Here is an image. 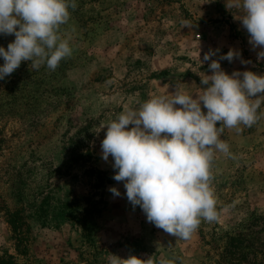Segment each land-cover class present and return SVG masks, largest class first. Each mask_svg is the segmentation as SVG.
<instances>
[{"label": "rangeland", "instance_id": "1", "mask_svg": "<svg viewBox=\"0 0 264 264\" xmlns=\"http://www.w3.org/2000/svg\"><path fill=\"white\" fill-rule=\"evenodd\" d=\"M229 2L76 0L60 28L72 55L55 71L22 62L0 80V264H109L129 254L156 264H264V103L252 127L224 128L231 155L217 151L211 165L218 218L189 239L128 202L112 157H101L106 128L96 132L153 96L202 91L210 70L199 57L209 49L214 59L233 48L250 61L221 60L229 74H264ZM14 38L0 35V46Z\"/></svg>", "mask_w": 264, "mask_h": 264}, {"label": "clouds", "instance_id": "2", "mask_svg": "<svg viewBox=\"0 0 264 264\" xmlns=\"http://www.w3.org/2000/svg\"><path fill=\"white\" fill-rule=\"evenodd\" d=\"M76 7V0H0V35L15 37L7 49L0 46L4 61L0 80L11 76L22 62H30L33 71L44 65L55 71L69 58L73 49L61 37L60 28L70 19L69 9ZM227 8L240 14L249 44L259 49L257 60L264 59V0H230ZM217 53L209 49L202 60L199 57L210 70L200 76L199 93L175 89L171 96H153L96 131L106 128L101 157L106 162L112 157V178L123 182L128 202L139 206L148 222L179 239H189L202 221L218 218L211 165L217 151L231 155L228 143L221 139L224 128L239 133L240 125L252 127L264 103V74L251 70L229 74L221 60L250 61L233 48L214 59ZM109 191L121 195L115 187ZM109 264L156 262L129 254L126 259L112 255ZM158 264L171 261L161 259Z\"/></svg>", "mask_w": 264, "mask_h": 264}]
</instances>
